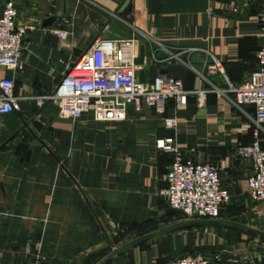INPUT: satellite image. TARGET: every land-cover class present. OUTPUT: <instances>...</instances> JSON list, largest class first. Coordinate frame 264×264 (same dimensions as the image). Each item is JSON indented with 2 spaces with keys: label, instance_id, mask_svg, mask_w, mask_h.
I'll return each mask as SVG.
<instances>
[{
  "label": "crops",
  "instance_id": "1",
  "mask_svg": "<svg viewBox=\"0 0 264 264\" xmlns=\"http://www.w3.org/2000/svg\"><path fill=\"white\" fill-rule=\"evenodd\" d=\"M9 1L17 23L33 27L21 66H0L20 103L0 114V264H96L113 246L168 223L173 213L160 190L172 154L157 139L172 137L188 157L216 164L244 211L264 215L248 192L250 163L235 151L252 140L244 109L253 108L237 106L227 90L257 66L261 0ZM62 15L70 20L64 42L53 32ZM95 40L116 42L119 61L136 64L144 82L162 72L185 88H207L202 103L188 96L176 110L170 100L172 128L150 106L129 105L123 120H94L91 110L61 115L55 102L40 98ZM93 207L102 210L104 229ZM222 211L218 217L235 219ZM247 217L236 220L264 229V217ZM263 250L264 238L245 230L191 228L105 264H163L184 253H201L208 264H261Z\"/></svg>",
  "mask_w": 264,
  "mask_h": 264
},
{
  "label": "built area",
  "instance_id": "2",
  "mask_svg": "<svg viewBox=\"0 0 264 264\" xmlns=\"http://www.w3.org/2000/svg\"><path fill=\"white\" fill-rule=\"evenodd\" d=\"M69 24V17L62 15L53 28L62 42L70 33ZM259 24L263 29V40L256 51L257 66L246 79L238 84L228 82L227 87L233 93V102L237 106L253 108L252 140L237 146L235 151L250 163L246 182L250 197L256 201L264 200V141L260 133L264 122V0L260 2ZM32 27V24L17 23V9L11 1L0 3V66H21L25 36ZM116 49V42L95 40L67 66L54 89L40 99L55 102L63 116L78 118L91 110L93 119L102 121L125 119L131 104L136 108L150 106L161 116L167 128L177 123L175 114H166L170 100L176 110L185 106L188 96H196L202 103L207 88H185L180 78L162 72L150 82H144L137 77L138 66L132 61H119ZM218 65L216 61L209 69ZM13 86L12 78H0V114L20 108ZM156 146L172 154L164 174L165 184L160 190L168 206L179 210L185 218L218 217L230 193L222 182L217 165L188 157L172 137L157 139ZM163 264H208V259L201 253H184ZM261 264H264V250L261 252Z\"/></svg>",
  "mask_w": 264,
  "mask_h": 264
},
{
  "label": "water",
  "instance_id": "3",
  "mask_svg": "<svg viewBox=\"0 0 264 264\" xmlns=\"http://www.w3.org/2000/svg\"><path fill=\"white\" fill-rule=\"evenodd\" d=\"M129 0H125L124 5L128 3ZM53 19V16L47 18L45 22H49ZM93 211L96 214V217L103 227V222L105 221L103 212L98 207H93ZM166 212L168 213H179V210L169 207ZM205 227H227L235 230H245L247 232L253 233L257 236L264 238V229L259 228L255 225L242 222L236 219L225 218V217H192V218H181L171 222H168L164 225L158 226L154 229H151L145 233L137 235L133 238L126 240L118 246H113L111 251L106 254L104 257L99 259L96 264H105L108 260L113 257L120 255L127 251L128 249L146 243L148 241L154 240L156 238L162 237L164 235H170L174 232L187 230L191 228H205ZM104 229V227H103ZM110 244L113 245L111 240Z\"/></svg>",
  "mask_w": 264,
  "mask_h": 264
},
{
  "label": "rangeland",
  "instance_id": "4",
  "mask_svg": "<svg viewBox=\"0 0 264 264\" xmlns=\"http://www.w3.org/2000/svg\"><path fill=\"white\" fill-rule=\"evenodd\" d=\"M244 112L245 114L251 119V124H252V127H253V121H252V113L253 111L251 109H244ZM260 133H261V139L264 141V122L261 123V129H260ZM243 197V196H242ZM242 200H240L237 196H233V195H230V198L228 201H226L223 206H222V212H225L226 215H232L231 217L237 219L238 217H241V215H244L245 213L249 215V217H247L248 221H252L250 220V217H252L254 215V220H255V217H264L263 214L259 213V215L257 214H251L252 216H250V213L249 212H245L244 209H245V206H243L241 203ZM252 203H256V204H264V200H260V201H256V200H252ZM182 215V214H181ZM180 214L179 215H176V214H170L168 215L166 218H165V221L166 222H171V221H174V220H177V219H181V218H185L183 215L181 216ZM178 216H180V218H177ZM243 217V216H242ZM243 219H245L243 217ZM256 222H258L257 220H255ZM264 223V221H263Z\"/></svg>",
  "mask_w": 264,
  "mask_h": 264
},
{
  "label": "trees",
  "instance_id": "5",
  "mask_svg": "<svg viewBox=\"0 0 264 264\" xmlns=\"http://www.w3.org/2000/svg\"><path fill=\"white\" fill-rule=\"evenodd\" d=\"M173 214H176V215H179L180 213H173ZM181 215V214H180ZM182 216V215H181ZM177 218H180V216H178Z\"/></svg>",
  "mask_w": 264,
  "mask_h": 264
}]
</instances>
